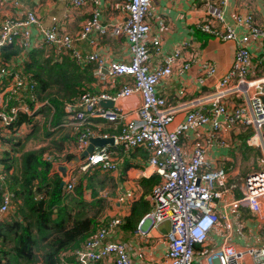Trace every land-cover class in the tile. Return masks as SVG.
Segmentation results:
<instances>
[{
  "label": "built area",
  "instance_id": "2783aa9c",
  "mask_svg": "<svg viewBox=\"0 0 264 264\" xmlns=\"http://www.w3.org/2000/svg\"><path fill=\"white\" fill-rule=\"evenodd\" d=\"M117 1L125 19L120 27L108 28L99 22L96 1L70 0L73 8H80L88 2L93 5L88 21L74 37L60 34L54 28H40L32 12H24L20 18L1 19L0 96L5 97L0 103L1 133L16 140L20 136L15 126L17 117L20 114L33 116L37 108L46 105L36 99L34 83L21 65L14 66L9 60H1L2 50L6 46H17L23 52L37 48L39 45L32 46L30 43L31 29L35 28L43 44L51 49L50 57L53 61L61 60L58 53L67 52L76 62L94 63L97 71L103 68L105 76L110 80L120 77L130 80L129 85H123L113 96L83 92L75 101L64 103L62 112L67 120L82 123L87 116H92L114 121L119 118L117 111L120 110L102 109L99 104L108 101L113 103L133 94L139 95L140 105L136 111V119L124 123L119 134L110 138L113 139V145L121 147L123 151L143 147L149 154L147 165L153 169L159 181L151 189L148 200L150 211L139 220L136 233L145 234V225L149 229H156L164 223L168 224L164 234L166 250L162 264H193L195 256L202 257V264H264V245L238 249L225 243L210 251L202 250L208 234L219 223L220 217L215 211L214 200L220 198L221 192L214 189L215 186H223L225 174L222 169L212 168L205 158L204 145L208 146V138L202 145L199 143L202 139L198 137L188 161L182 158L183 151L179 145V138L185 133H194L205 126H209L213 133H217L222 124L251 129L245 145L259 150L261 169L248 174L239 184V202L255 218L264 221V102L260 100V97L264 98V76L257 79L246 78L250 64L248 45L264 37V25L256 26L249 13H235L232 27L222 21L227 0H202L205 17L196 24V29L216 39L235 41V53L228 71L217 80L209 98H196L188 102L183 121L171 129L169 126L173 120L174 107L167 106L163 98L156 96L155 86L172 74L181 75L189 67L190 60L182 61L177 49L152 67L149 48L154 49L157 54L159 42L149 38L147 20L150 0ZM7 2L11 8L20 6L19 0ZM235 27L242 28L244 33L237 36ZM92 34L101 37L122 36L128 44V61L109 62L103 67L102 59L95 53L82 57L74 44L86 42L93 46ZM260 61L264 64V56ZM214 74L212 65L206 62L200 64L197 83H202V77ZM232 79L236 81L230 86ZM231 95L242 96L244 103L228 112L225 103ZM203 106L206 107L205 112L198 108ZM94 137L109 138L106 135L97 136L95 132L85 128L76 137L75 152L82 153L88 140ZM216 144L222 146L223 141ZM108 149L101 148L80 159L77 171L84 173L91 168L103 172L114 171L116 165L110 159ZM50 159V156H44V160ZM74 181L75 176L64 178L66 191L72 190ZM5 183L6 174L0 165V222L12 211V196ZM129 198L131 194L128 192L119 200ZM119 224L117 219L110 220L105 227L96 230L92 236L80 242L78 247L64 255L72 257L74 264H130L126 246L107 240L108 232ZM196 247L200 249L197 252Z\"/></svg>",
  "mask_w": 264,
  "mask_h": 264
},
{
  "label": "crops",
  "instance_id": "0c3cea01",
  "mask_svg": "<svg viewBox=\"0 0 264 264\" xmlns=\"http://www.w3.org/2000/svg\"><path fill=\"white\" fill-rule=\"evenodd\" d=\"M94 1L97 2L96 8L101 24L106 25L108 28L120 27L123 24L125 15L117 0ZM19 5V8H11L7 0L6 2L0 0V21L3 17L20 18L24 12H32L37 18L40 28H54L56 32L71 37H74L80 28L85 25L93 8L91 2L80 8H73L70 0H19ZM235 13H249L252 15L253 23L258 27L262 26L264 25V0H227L226 6L223 8L222 21L233 27V15ZM204 17L205 5L202 0H181L178 2L150 0V12L147 20L149 38L159 42L157 54H155L154 49L149 48L150 64L155 67L165 55L177 49L180 51L182 61L190 60L189 67L181 75L172 74L170 77L160 80L155 86L156 96L163 98L167 106L174 107L173 120L169 126L171 129L183 121L188 102L196 98L201 100L209 98L213 86L228 71L234 57L235 41H224L209 35L206 36V34L204 35L196 29V24ZM235 32L239 36L244 33V30L235 27ZM198 33L206 36V40L200 41L197 37ZM92 37L94 40L93 46L88 45L86 42H76L74 44V48L77 52H80L82 57L95 53L102 59L103 67L109 62L128 61V44L122 36L101 37L92 34ZM41 41L42 38L35 28H32L30 43L32 46L40 45L39 48H42L43 51L41 53L43 54L42 57L46 58L51 54V49ZM248 49L250 64L246 78L257 79L263 77L264 64L260 60L264 56V37L250 42ZM27 54V52L22 51L9 61L14 66L19 65L21 62L27 61ZM57 56L61 58L60 61L71 59L79 67V70L86 73L88 80L81 82V89L85 92L91 94L105 93L113 96L123 85L130 84V80L126 77L108 79L103 68L97 71L94 63L76 62L70 56V53H58ZM204 62L213 66L215 74L202 77V83L198 84L199 66ZM235 81L236 79H232L230 86H233ZM4 98L0 96V103ZM243 101L242 96H229L227 103H225L226 110L229 112L235 109L242 105ZM139 105V95L133 94L126 99L113 102L111 108L99 104L102 109L120 110L117 111L119 118L114 121L87 116L82 123L71 122L65 118L62 112L60 120L49 126L44 124L45 109L48 107L52 112V108L46 103V105L37 108L33 116L28 117L20 114L25 117L26 120L24 121L28 122H24V125H21L23 123L15 125L20 132L17 140L21 139L20 147L16 150L9 149V146H11L9 144L15 140L0 131V150H2L0 159L4 152H8V157L11 158L9 167V173H11L19 165L21 152L41 147H49V150L55 151L53 143H56L60 145V151H56V154H59L57 155L59 159L53 164V169L56 170L58 165L66 166L65 156L70 155L69 160H71L81 154H77L74 149L76 137L81 130L89 127L97 136L106 135L109 138L117 136L124 123L136 119V111ZM198 108L202 109L203 112L206 110L205 106ZM42 124L44 126L42 132L44 133L41 135V141L35 143L33 140L27 139L34 127ZM250 134L251 129L249 128L222 124L217 133H213L209 126H205L194 133L187 132L179 138V145L183 151L182 158L185 161L189 160L193 144L198 137L202 139V142L199 141L202 145L205 139L208 138V146L204 145L206 147L205 158L212 168L222 169L225 174L223 186L221 188L215 186L214 189L221 192L220 198L214 200L215 211L220 217L219 223L208 234L202 250L210 251L225 243H229L238 249L256 248L264 245V242H256V239L252 237V233L261 228L260 224H256V222L260 223L261 220L258 217L255 218L245 205L239 202L241 198L239 184L248 174L261 169L260 152L254 153L253 151L258 150L257 148H247L245 145V139ZM46 135L47 137H45ZM221 140L223 145L218 146L216 142ZM27 144H30L29 148H27ZM104 147L109 148V157L116 165L114 171L103 172L91 168L87 172L79 173L77 171L78 163H76L68 168L63 178L60 175L59 177L64 182V178H67V176L69 179L75 176V184L81 177L92 175V186L85 190L84 199L88 201L90 191H93L95 199L101 198L105 201L100 217L97 219L99 223L104 222L105 224L112 219L120 221L117 227L108 232L107 240L120 242L126 246L130 264H162L166 250L164 234L167 232L165 229L167 223L156 229H149L145 225V234L142 235L136 233V228L133 231L122 229L124 220L129 216L133 203L142 199L149 208L148 212L150 211L149 195L152 187L158 183L159 179L153 173V169L147 165L149 154L143 147L123 151L121 147L114 146L113 143L112 145L107 144L94 148L93 151H98ZM128 192L131 194V198L120 201L122 195ZM91 199L94 201L93 198ZM251 216H253L254 221ZM195 249V252L200 250L197 247ZM73 261V258L67 255L64 264H74ZM193 264H202V257H193Z\"/></svg>",
  "mask_w": 264,
  "mask_h": 264
},
{
  "label": "trees",
  "instance_id": "16d2710c",
  "mask_svg": "<svg viewBox=\"0 0 264 264\" xmlns=\"http://www.w3.org/2000/svg\"><path fill=\"white\" fill-rule=\"evenodd\" d=\"M204 35L197 37L200 41L206 40L208 35ZM39 46L27 50V61L20 65L34 83L36 99L52 108L51 112L46 107L44 116V124L51 126L62 117V105L75 101L85 92L81 89V82L88 79L71 59L53 61L50 55L42 57L43 51ZM20 52L22 49L17 46L4 48L1 60H11ZM18 117L15 125L28 122L24 121V116ZM42 127L43 124L35 126L27 139L40 142L44 133ZM20 144L16 139L15 145L19 148ZM9 145V149L14 150V143ZM53 146L55 151L41 147L21 152L19 165L11 173V158L8 152L2 154L0 165L6 174L7 190L12 196V211L0 222V264L64 263L67 251H72L96 230L107 225V222L104 224L97 220L105 201L95 199L93 191H90L88 201L84 199L85 190L92 186V175L78 179L70 192L64 185L59 186L61 178L53 169V164L59 159L56 151H60V145L53 143ZM46 155L51 156L50 161L44 160ZM70 158L67 155L64 161L68 162ZM148 210L142 199L133 203L122 229L135 230L138 220Z\"/></svg>",
  "mask_w": 264,
  "mask_h": 264
},
{
  "label": "water",
  "instance_id": "95a60500",
  "mask_svg": "<svg viewBox=\"0 0 264 264\" xmlns=\"http://www.w3.org/2000/svg\"><path fill=\"white\" fill-rule=\"evenodd\" d=\"M260 100L262 102H264V98L260 97ZM100 105H102L104 107H108V108L112 107V103L111 102L100 103ZM112 143H113V139L112 138H107V139L90 138L88 140V145L86 146L84 151L78 157H73L71 160H69L67 162L66 166H61V165L56 166L57 172L59 173L60 177L63 178L65 176V173L67 172L68 168H70L71 166H74L76 163H78V161L80 159H83L85 156L90 154L93 151L94 148L102 147V146L107 145V144L112 145ZM59 186L60 187L63 186V181L62 180L59 183ZM165 229L166 230L168 229V224L165 225Z\"/></svg>",
  "mask_w": 264,
  "mask_h": 264
},
{
  "label": "rangeland",
  "instance_id": "374dc122",
  "mask_svg": "<svg viewBox=\"0 0 264 264\" xmlns=\"http://www.w3.org/2000/svg\"><path fill=\"white\" fill-rule=\"evenodd\" d=\"M24 134V133H23ZM25 135V134H24ZM21 139H18V141H20ZM16 141V140H15ZM15 141L13 142L14 143V145H15ZM11 147V146H10ZM30 147V144H27V148H29ZM14 150H16V148H18L16 145L14 146V147H12ZM254 153H259V151L258 150H256V151H253ZM11 215H13V214H11ZM252 217V219H253V221H254V218H253V216H251ZM250 218V217H249ZM251 219V218H250ZM251 219V220H252ZM260 222V221H259ZM256 224H260L261 225V228L259 229V230H257L255 233H252V237H254L256 240V242H264V221H262L261 220V222L260 223H257L256 222ZM247 238H249V237H247ZM251 238V237H250ZM249 240V239H248Z\"/></svg>",
  "mask_w": 264,
  "mask_h": 264
}]
</instances>
